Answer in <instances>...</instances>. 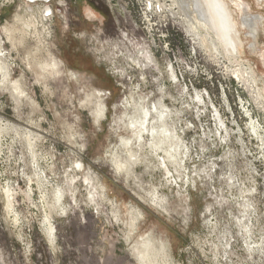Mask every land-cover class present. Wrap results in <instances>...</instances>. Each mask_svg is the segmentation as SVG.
Returning a JSON list of instances; mask_svg holds the SVG:
<instances>
[{
    "label": "rangeland",
    "instance_id": "1",
    "mask_svg": "<svg viewBox=\"0 0 264 264\" xmlns=\"http://www.w3.org/2000/svg\"><path fill=\"white\" fill-rule=\"evenodd\" d=\"M109 1L52 0L48 34L31 27L21 41L17 21L38 23L36 9L28 11L22 0H0L2 54L11 78L34 102L0 90V121L37 138L32 157L18 134L0 128V264H137L122 223L128 206L143 213L131 242L149 235L157 247L169 246L173 264H264V112L225 72L249 66L264 81V24L254 41L233 6L236 36L215 17L219 30L210 32L192 17L182 24L147 7L156 21L140 7ZM241 1L252 15L264 16V4ZM7 24L16 32L14 47L3 32ZM193 34L202 36V47ZM224 42L232 43L234 54ZM48 54L60 74L52 70L45 89L36 73L46 72L39 66L50 62ZM163 125L187 155L185 183L168 175L150 149L153 131L157 135ZM128 150L144 164L131 162L134 176L126 182L112 160H128ZM92 176L118 214L91 188ZM6 186L16 215L6 211ZM57 186L67 212L52 213V247L43 231L41 195L51 196ZM152 187L168 216L139 202L137 193L146 196Z\"/></svg>",
    "mask_w": 264,
    "mask_h": 264
},
{
    "label": "bare ground",
    "instance_id": "2",
    "mask_svg": "<svg viewBox=\"0 0 264 264\" xmlns=\"http://www.w3.org/2000/svg\"><path fill=\"white\" fill-rule=\"evenodd\" d=\"M22 1L26 4L28 11L29 10L32 11L33 9H36V14L39 16L40 20L38 21V23H33V22L26 23L25 21L23 22L21 20L17 21L18 23H20V26L21 24L23 26V30L21 29L22 27L20 28L23 31V37H21V41H23L24 36L28 34V31H30L31 27L33 28V30H35V32L38 31L37 29L38 27L40 29L42 28V30L44 29L43 33L48 34L49 28L44 23L45 22L47 23V20L50 17L51 18L53 17V9L49 4L50 2H44L47 0H41V2H39L40 5H38L39 7L33 8L35 7L34 2L30 3L29 1H25V0ZM228 1L230 5L226 3L225 0H170V3L168 5H165L164 3L161 4L157 0H150L147 1L149 4H145V8L147 10V7H149L150 11H152L155 14H160L161 18H163L164 20H176L177 22H180L182 24H189L190 18L192 17L195 20H197L202 27H204L207 30H210V32L211 30L212 31L219 30L218 26L214 24V17L215 19L217 18L222 19L225 22V26L228 29V31L232 32L234 36H236L237 34H239V32L237 31L239 28V24L233 18V15L229 8V6H233V8H235L240 13L241 16L240 27L242 29L247 30L246 36L248 38L253 39L254 41L257 40L261 27L264 24V16L261 14L252 15L250 13V7L248 6V4L244 3L241 0H228ZM255 2L258 6H262L264 4V0H255ZM58 6L64 7L65 3L58 2ZM45 27L47 28V30L45 29ZM13 30H14V26L8 24L3 28V32L7 40L14 47L16 42L14 40L15 36L13 37V34L15 35L16 32L14 33ZM40 33L41 31H39L38 35H40ZM193 37H194L193 40L196 41L195 44H197L198 47H202L200 44L202 36L200 34H193ZM223 45L227 48L228 51H232V53L234 54L232 43L224 42ZM250 48L251 51H253L254 45L250 46ZM2 53H3L2 46H0V73L2 77L0 81V90H2L3 92L10 93V95L13 98H14V94L21 96L26 100H30L31 103L34 104V102L27 97L26 92L23 91L21 83L11 78L10 69ZM48 55L50 58V62L40 61L41 65L39 66L40 68L43 66L42 70L46 71L45 72L46 74L44 72L36 73L38 83H41L45 89H48L47 76L49 77L51 76V74L53 75L52 70H55V72L58 75L60 74L58 69L54 66V63L52 62L53 59L51 54ZM210 57L213 58L212 59L213 61L218 62L217 53L215 52L213 53L211 51ZM28 64L30 66V63ZM225 72L230 73L231 77L234 80L241 83L242 86L248 92L251 93L253 100L257 103L259 108L264 112V81H261V79H257L255 77V72L253 71V69L249 66L248 67L243 66L241 69H237V70L226 69ZM68 74L70 76H74V78L77 79L76 76L73 74V72H71L70 70L68 71ZM88 102H90V98L88 99ZM99 114L103 116L104 115L103 110H101ZM2 122L0 121V126H1L0 128L5 127L6 129L7 127H9L10 130H13L16 134H18L22 138V140H24L26 147L30 152V155L32 157H35L36 153L33 149L34 147L37 146L36 145L37 138L33 136V134L28 130H24V131L20 130L21 131L20 133V131L17 132V130L14 127L9 125V123L2 124ZM250 125H251V130L256 133L257 131L254 124L251 122ZM161 128H162L161 131L157 133V135H156V131H153V136H152L153 143L150 146V149H155L154 151L159 153L160 156L157 155L156 158L160 160L162 159L161 168H163L168 175L169 174L173 176L175 175V177H177L180 182L185 183L184 181L185 178L187 177L185 176V159L187 158V155H185V153L182 152L180 148L181 144L179 137H177L175 133L174 134L169 133L165 129L164 125ZM127 154H128V160L119 161L118 157H114L112 160V164L114 165L117 174L123 176L126 179V182H129V180L134 176L131 162L133 163L139 162V164H144V158L137 156L131 150H128ZM166 164H169L173 169V171H170L167 168ZM92 178H93L92 179L93 186L91 188L95 187L99 193L100 198H102L108 204H111L118 214L119 208L115 205L116 203L114 204L111 200L107 198L104 188L101 186L98 179L94 176H92ZM36 182L41 189L46 190L45 188H47L46 187L47 185L45 179L41 180L39 178ZM135 186L140 190L142 189L139 184H136ZM151 189L152 191L147 192L146 196H142L137 193L139 202L146 206H149L159 214L168 216L169 210L166 206L165 200L162 198L156 187H152ZM11 191H12L11 188L8 186L4 188L3 194L5 197L4 199L5 208L9 215L12 214L16 215V211L14 209L15 206L13 203L14 194L12 195ZM50 191H52L51 196H49L48 193H45L46 191L45 192L43 191L44 193L41 196L43 200V212H44L43 231L45 232L46 237L48 238L49 243L52 246L56 242V232H55L56 230L53 225L52 213L61 212V214H66L67 210L64 207V202H63L65 196L64 191L60 189L58 186L52 188V190L50 189ZM89 200L91 199L89 198ZM119 216L120 215L118 216L116 215V218L118 219L119 222H122L119 219L120 218ZM142 219H143V213L141 212L140 209L133 206H128V220L125 223L122 222L123 225H125L127 228L125 239L126 242H130L131 244L130 252L135 262L137 264H173L171 260L167 259L168 252L170 250L169 246L165 244H160L159 247H157L149 235L143 238L136 239L135 241L131 242L132 236L134 232L137 230L138 224Z\"/></svg>",
    "mask_w": 264,
    "mask_h": 264
},
{
    "label": "built area",
    "instance_id": "3",
    "mask_svg": "<svg viewBox=\"0 0 264 264\" xmlns=\"http://www.w3.org/2000/svg\"><path fill=\"white\" fill-rule=\"evenodd\" d=\"M111 1H113V0H110L109 2H111ZM147 1H150V0H147ZM147 1L146 0H122V3H125L126 5H129L130 7H133V8L140 7L144 14H145V11H146L147 15H149V18L151 20H156L157 21L156 16H154L153 14H149L150 13L149 10H145V7H144L145 4H149Z\"/></svg>",
    "mask_w": 264,
    "mask_h": 264
},
{
    "label": "water",
    "instance_id": "4",
    "mask_svg": "<svg viewBox=\"0 0 264 264\" xmlns=\"http://www.w3.org/2000/svg\"><path fill=\"white\" fill-rule=\"evenodd\" d=\"M25 1H29L30 3L32 2H41V0H25ZM52 0H47V1H44V2H51Z\"/></svg>",
    "mask_w": 264,
    "mask_h": 264
},
{
    "label": "flooded vegetation",
    "instance_id": "5",
    "mask_svg": "<svg viewBox=\"0 0 264 264\" xmlns=\"http://www.w3.org/2000/svg\"><path fill=\"white\" fill-rule=\"evenodd\" d=\"M95 9L98 10L97 7H96ZM101 14H102V13H101ZM102 15H103V14H102ZM103 16H104V15H103Z\"/></svg>",
    "mask_w": 264,
    "mask_h": 264
}]
</instances>
